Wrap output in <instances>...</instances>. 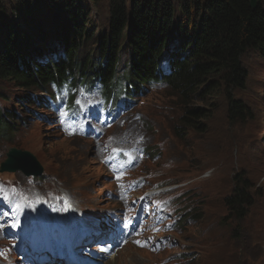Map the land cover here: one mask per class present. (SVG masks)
Wrapping results in <instances>:
<instances>
[{
    "label": "rangeland",
    "instance_id": "rangeland-1",
    "mask_svg": "<svg viewBox=\"0 0 264 264\" xmlns=\"http://www.w3.org/2000/svg\"><path fill=\"white\" fill-rule=\"evenodd\" d=\"M21 1L23 5L36 3V14L48 20L47 15L52 11L47 0ZM98 2V7L86 5L89 17L95 20V38L81 45L77 50L78 58L89 52L91 43L98 44L96 36L99 29H108V2ZM18 4L17 0H0V7H11L15 11L20 9ZM262 7L264 10V4ZM57 13L59 21L62 20V0L57 2ZM173 13L181 14L177 1L173 3ZM49 17L56 22L55 17ZM42 18H39L38 24H42L46 31L43 37L36 38V44L42 50L47 47L44 46L47 42L51 43L50 48H55L59 43L48 41L52 34L47 27L50 21L47 23ZM86 27L90 25L87 23ZM183 28L189 29L187 23H183ZM126 54V51L121 53V66L128 65ZM243 64L248 73L246 85L243 89L232 88L229 96L240 100L249 109L247 118L243 121L228 120V97L222 91H216L208 95L206 102L194 98L189 100L190 105L205 108L210 114L209 119L199 120L206 127L205 131L193 133V129L187 132L184 128L180 136L175 134L173 126L183 110L176 105L177 100L169 96L168 89L148 95L145 104L138 108L140 118L134 111L126 112L114 119V125L107 130L100 116L87 122L89 131L86 136L72 129L71 138H66L51 130L48 113L42 108L45 93L22 90L13 83L7 85L0 82L7 97L5 102L2 100L7 111L20 117L21 105L32 102L29 109L23 112L27 124L16 125L14 134L0 140V163L13 146L31 153L43 167V177L35 181L36 185L31 188L29 179L26 180V176L19 171L15 172L18 176H3L24 183L18 190L20 194L29 188L22 203L36 221L41 240L39 246L54 247L55 241H61L59 230L50 228L49 235L39 219L42 218L48 228L70 217L72 212L67 209L68 202H73L76 207L83 205L79 217L90 219L88 228L96 231L94 222L106 213L96 211L94 206H98L99 210L115 209L122 204L124 197L139 198L145 193L146 187L130 189L127 177H117L114 179L117 197L110 200L106 192L112 183L105 174L101 159L108 146L128 149L131 158H136L138 150L148 145L157 156L145 160L133 173L135 176L151 174V179L159 182L180 181L187 190L184 203L192 208L189 215L197 216V221L188 224L184 231L178 229L180 223L169 227L171 218L164 204L167 197L159 195L152 199L151 209L146 206L148 212L142 223L141 247L137 249L127 244L115 258L107 261L108 264H181L182 259L184 264H264V49L249 50L243 57ZM36 98L40 103H35ZM79 100L82 104L102 101L96 93L81 94ZM106 132V139H101L100 136ZM103 165L106 170H111L106 163ZM237 175L248 180L253 201L242 220L238 216H229L224 204V197L234 192ZM50 189L56 190L64 199V211L42 210L44 202L56 201ZM13 221L10 211L0 213V239L6 245L0 255V264H45L33 262L24 255L26 239L22 240L23 237L13 229ZM26 250L35 255L36 239L27 241Z\"/></svg>",
    "mask_w": 264,
    "mask_h": 264
},
{
    "label": "trees",
    "instance_id": "trees-1",
    "mask_svg": "<svg viewBox=\"0 0 264 264\" xmlns=\"http://www.w3.org/2000/svg\"><path fill=\"white\" fill-rule=\"evenodd\" d=\"M17 1L20 9L16 11L0 7V82L3 84L13 83L22 90L50 95L54 86L68 78L74 86L99 84L112 103L111 108L122 97L123 105L141 108L149 94L168 89L169 96L183 110L173 126L177 136L183 135L184 128L187 132L193 129V133H203L206 129L199 120L209 119L210 114L205 108L190 105L193 98L206 102L208 95L222 91L228 97V120L243 121L250 113L229 92L246 85L245 54L264 49V0H259L255 8L250 7V0H107L108 29L98 30V44L91 43L89 52L81 58L77 50L86 40L95 38L96 31L95 20L89 17L86 5L98 7V0H62L60 21L58 0H47L50 15L56 18L53 22L47 15L50 21L47 30L52 33L48 41L59 44L50 48L51 43L47 42L44 50L36 44V38L43 37L46 31L38 24L42 15L36 14L37 4L23 5L21 0ZM175 1L181 14L173 13ZM42 20L48 23L47 18ZM183 23L189 29L185 30ZM124 51L129 57L127 66L120 65ZM165 58L168 60L163 67L169 64L168 75L157 72ZM2 100L5 102L7 97L0 87V140L14 134L16 125L24 119V110L32 103L21 105L17 117L6 110ZM42 108L47 112L45 104ZM55 120L48 118L54 133L59 128ZM235 181L234 192L224 197V204L229 216L242 220L253 201L248 180L237 175Z\"/></svg>",
    "mask_w": 264,
    "mask_h": 264
},
{
    "label": "water",
    "instance_id": "water-1",
    "mask_svg": "<svg viewBox=\"0 0 264 264\" xmlns=\"http://www.w3.org/2000/svg\"><path fill=\"white\" fill-rule=\"evenodd\" d=\"M258 1L259 0H250V7L255 8ZM6 156V160L0 165V172H15L20 170L25 175H40L42 172L41 165L37 162L35 157L27 151L10 148ZM28 160L32 163H29Z\"/></svg>",
    "mask_w": 264,
    "mask_h": 264
},
{
    "label": "bare ground",
    "instance_id": "bare-ground-1",
    "mask_svg": "<svg viewBox=\"0 0 264 264\" xmlns=\"http://www.w3.org/2000/svg\"><path fill=\"white\" fill-rule=\"evenodd\" d=\"M167 58H165V59H163L162 61H161V65H160V68L159 69H157V72H164V73H170V71H169V64H168V67L166 68V67H163V65H164V61L166 60ZM168 60V59H167ZM139 107H136V106H134L131 110L132 111H139V109H138ZM99 109H103L101 106L99 107ZM118 112L120 113V115L121 116H123L126 112H124V111H122L121 109H119L118 110ZM121 150L123 151V152H128V149H125V148H123V147H121ZM147 160H150V159H147ZM28 162L29 163H32L30 160H28ZM10 174H13V176H18L16 173H12V172H9ZM30 177H32V178H35V177H37V175H30ZM109 178H110V176H108ZM94 208H99L98 206H94ZM78 210V209H77ZM114 210V209H113ZM187 212H190L191 211V209H187L186 210ZM50 250H51V253H52V255L54 256V257H56V258H58L59 257V255L61 254L60 253V251H56L55 250V248L51 245L50 246ZM137 251H139V250H137ZM57 253V255L55 256V254L54 253ZM139 252H142V251H139ZM71 255H73V254H71ZM131 255L134 257V253H132V251H131ZM136 257V256H135ZM52 261V260H51ZM51 261H49L48 263H50ZM84 264V263H83Z\"/></svg>",
    "mask_w": 264,
    "mask_h": 264
}]
</instances>
